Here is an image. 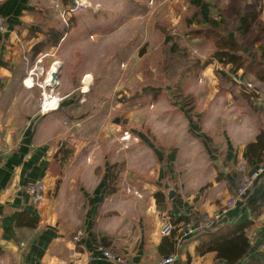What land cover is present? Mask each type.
Here are the masks:
<instances>
[{"label":"crops","instance_id":"1","mask_svg":"<svg viewBox=\"0 0 264 264\" xmlns=\"http://www.w3.org/2000/svg\"><path fill=\"white\" fill-rule=\"evenodd\" d=\"M36 1L0 0V13L8 22L7 31L0 33V264H113L103 258L102 246L126 256L130 264H153L168 256L176 258L171 264H227L215 252H198L205 236L180 235L195 218L224 204L236 187L240 166L248 172L257 166H250L246 156L247 145L260 133L257 122L229 91L220 93L217 76L206 79L210 67L205 66L198 90L206 95L196 98L195 121L186 111L178 120L165 115L164 124L174 125L176 136L192 133L181 145L184 155L167 150L164 157L144 139L148 144L134 146L133 166L124 160L110 164L107 150H93L87 145L89 138L77 134L72 92H64V101L57 95L66 86L61 66L57 85H48L64 40L43 31L46 19L39 15ZM195 1L201 7L206 0ZM261 6L264 32V0ZM255 50L264 57V36H258ZM214 58L212 64L225 79L235 78L246 92L254 93L252 102L264 124V81ZM70 83L66 89L77 88ZM54 97L58 105L45 109L46 99ZM182 105L178 106L186 110ZM200 123L213 127L212 138ZM150 128L154 132L151 124ZM170 131L173 134V126ZM138 134L135 141L147 138L142 131ZM210 141L217 147L211 148ZM63 147L73 149L65 161ZM117 149L114 157L125 151ZM201 149L203 156L197 157ZM30 181L45 183L46 202H29L20 187ZM263 194L264 174L222 223L250 221V255L264 260V210L256 216L247 205ZM168 220L175 228L165 236L161 228ZM80 228L86 230L81 245L72 240Z\"/></svg>","mask_w":264,"mask_h":264},{"label":"rangeland","instance_id":"2","mask_svg":"<svg viewBox=\"0 0 264 264\" xmlns=\"http://www.w3.org/2000/svg\"><path fill=\"white\" fill-rule=\"evenodd\" d=\"M228 1L206 0L208 13L203 8L201 11L195 0L36 1L39 15L46 19L43 31L47 36H61L64 40L61 55L55 61H59L58 66L64 70L65 85L70 87L71 81L77 88L72 90L63 86L57 95L64 101L67 97L64 92H72L70 98L77 103L72 122L78 135L83 133V137L89 138L88 146L93 150H107L106 160L110 164L124 160L123 163L131 166L136 152L134 146L147 142L156 145L164 157L167 150L184 155L179 152L183 147L181 145L188 143V136L192 133L188 131L181 135L179 132L176 136V127L164 124L165 115L172 114L171 118L178 120L186 114V110L178 106L183 104L179 94L188 97L189 106L196 108V98L206 95L198 90L203 85V75H199L205 66L210 67L206 79L217 76L220 93L224 90L222 83L226 79L219 67L212 64L217 46L210 39L194 36L192 29L209 16L218 18L219 10L227 7L224 4ZM244 1L247 4L257 3V0ZM261 1L255 8L260 21L257 30L263 27L260 20ZM260 35L264 36V32ZM258 36L251 38L258 40ZM173 45H178L180 50L185 49L191 58L200 61L203 68L199 73L185 72L175 77L176 83L172 85L168 83L171 71L168 74L165 65L167 50ZM150 77L165 83V87L157 93L137 90L138 85L147 82ZM233 79L230 82L236 80ZM235 83L240 86L238 90L244 91L240 81ZM247 88L250 89V85ZM212 91L211 94H214L215 89L212 88ZM53 99L56 100L55 97ZM151 112L157 114L152 115ZM195 113L191 112L193 121ZM178 114L181 117H175ZM200 126L209 138L214 136L212 126L204 127L202 123ZM141 131L149 140L142 138L135 141L134 136ZM183 137L184 140L187 137L186 141H182ZM210 146L215 148L217 144L210 141ZM117 147L125 151L114 157ZM199 153L197 157L203 156V149ZM69 155L70 152L67 158ZM235 174L237 186L240 173Z\"/></svg>","mask_w":264,"mask_h":264},{"label":"trees","instance_id":"3","mask_svg":"<svg viewBox=\"0 0 264 264\" xmlns=\"http://www.w3.org/2000/svg\"><path fill=\"white\" fill-rule=\"evenodd\" d=\"M260 1L257 0L255 4H247L244 0H231L226 8L219 10L218 18L209 16L206 20H201L196 28L192 29V33L196 37L212 40L218 48L215 56L222 59L224 64H229L232 70H243L256 79L264 81V57H260L256 53V37L251 38L262 33L261 29L257 30L260 27V21H258L255 11ZM200 8L201 11L203 8L204 12H209V8L204 2ZM254 25L255 29H253ZM165 66L168 74L169 70L171 71L172 75L168 83L172 85L176 83L175 77H179L185 72L199 73L203 68L198 59L191 58L187 51L180 50L178 45L168 48ZM165 85V83L157 82L150 77L147 82L139 84L137 90L143 93H157ZM222 88L231 92L237 103L257 122L260 128L256 141L249 143L246 147L249 165L264 163V124L261 121L258 108L252 102L254 93L238 90L237 84L228 79L222 83ZM179 97L187 114L190 115L192 107L187 102L188 97H183L182 94H179ZM60 151L61 157L65 161L68 153L73 152V149L63 147ZM247 205L254 215H259L264 210V194L248 201ZM222 224H214L199 234L205 236V242L198 248L199 253L215 252L217 257L227 264H242L243 262H245L244 264H264L262 258L250 255L254 245L248 231L252 225L250 221L235 226Z\"/></svg>","mask_w":264,"mask_h":264},{"label":"built area","instance_id":"4","mask_svg":"<svg viewBox=\"0 0 264 264\" xmlns=\"http://www.w3.org/2000/svg\"><path fill=\"white\" fill-rule=\"evenodd\" d=\"M7 28V18L2 13H0V33H5ZM2 151L3 148L0 142V157L2 155ZM238 171L240 173L239 182L228 200L223 205H221L217 211L209 213L198 220H193L190 225H188L185 230L182 231L180 239H186L192 234H200L203 230L213 226L214 224H221L225 216L239 203L243 202L249 191L257 184L262 174H264V163L257 165L249 172L246 171V167L243 165L239 167ZM20 189L26 195L29 202L33 205H40L47 201L48 192L45 183L42 181L27 182L22 185ZM174 228V223L171 220H168L162 226L161 234L165 236L170 235L174 231ZM85 235L86 230L80 228L76 230L72 240L75 244L81 245ZM100 251L103 258L112 262L113 264H130L126 256L117 254L108 247L102 246L100 247ZM175 259L176 258L174 256H168L153 264H171L175 261Z\"/></svg>","mask_w":264,"mask_h":264},{"label":"bare ground","instance_id":"5","mask_svg":"<svg viewBox=\"0 0 264 264\" xmlns=\"http://www.w3.org/2000/svg\"><path fill=\"white\" fill-rule=\"evenodd\" d=\"M58 69V65L57 64H55L54 66H53V68H52V70H57ZM50 77H51V75H50ZM49 79V78H48ZM51 79V78H50ZM49 79V80H50ZM48 80V81H49ZM49 85V84H48ZM56 98V97H55ZM58 103V99H56V100H51V99H49V98H47L46 99V102H45V109H49V108H53L54 106H56L57 105V103Z\"/></svg>","mask_w":264,"mask_h":264},{"label":"water","instance_id":"6","mask_svg":"<svg viewBox=\"0 0 264 264\" xmlns=\"http://www.w3.org/2000/svg\"><path fill=\"white\" fill-rule=\"evenodd\" d=\"M57 71L58 69L55 71L53 70V72L51 73V79L49 80V85L52 87H55L57 85Z\"/></svg>","mask_w":264,"mask_h":264}]
</instances>
